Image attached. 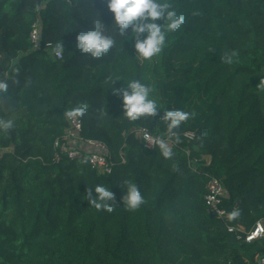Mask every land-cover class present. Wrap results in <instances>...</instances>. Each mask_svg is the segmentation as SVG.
<instances>
[{
  "label": "trees",
  "instance_id": "16d2710c",
  "mask_svg": "<svg viewBox=\"0 0 264 264\" xmlns=\"http://www.w3.org/2000/svg\"><path fill=\"white\" fill-rule=\"evenodd\" d=\"M169 2L185 24L167 34L148 72V60L135 57V38L125 40L114 26L107 56L76 48L93 20L111 27L107 0H0V80L9 85L0 93V118L14 121L0 131V264H261L264 238L238 239L207 212L204 196L218 178L227 191L223 207L240 213L231 225L250 231L264 221V0ZM38 17L43 40L34 50ZM60 40L58 59L49 45ZM233 51V63H223ZM152 72L159 115L129 121L111 82L148 86ZM83 101L82 135L107 145L108 174L86 158L55 159L68 126L63 112ZM173 109L195 115L179 126V143L171 138L174 155L166 159L132 129L166 139L162 117ZM124 180L145 199L134 211L121 201ZM97 185L115 194L111 213L84 200Z\"/></svg>",
  "mask_w": 264,
  "mask_h": 264
},
{
  "label": "clouds",
  "instance_id": "9594fccd",
  "mask_svg": "<svg viewBox=\"0 0 264 264\" xmlns=\"http://www.w3.org/2000/svg\"><path fill=\"white\" fill-rule=\"evenodd\" d=\"M93 4V0H92ZM107 9L113 14L111 27L99 17L92 21L91 30L77 35L76 48L90 58L101 59L109 54L115 47V36L110 32L114 26L115 33L121 37L131 36L135 38V52L139 60H149L160 54L165 45L168 33L175 32L185 24V17L178 13L169 0H107ZM157 21H162L158 24ZM130 29V32L128 31ZM143 37V38H141ZM52 54L61 57L65 51L63 41H58L55 46L49 45ZM237 56L235 51L225 52L221 56L223 63H233V58ZM115 81L111 82L110 87L114 94L122 97L123 115L132 122L137 120H150L159 115L157 101L151 98L152 89L140 80H132L126 83V88L117 89L113 87ZM8 83L0 80V93H6ZM258 87L264 89V78H261ZM89 104L86 101L78 102L70 109L63 112L68 121H76L88 114ZM194 113L173 109L164 111L162 121L166 123L169 139L175 137V142L179 143V135L173 133V129L181 126L188 121ZM14 127L12 119L0 118V131L8 132ZM143 140L148 144L158 146L161 155L170 159L174 153L168 140L162 136H153L145 132ZM124 194L121 198L122 204L128 210H136L145 203V199L136 183L130 180L123 182ZM84 200L96 210L111 213L116 206L115 194L109 187L97 185L95 188L85 189ZM240 215L239 210H233L228 214L229 220H234Z\"/></svg>",
  "mask_w": 264,
  "mask_h": 264
},
{
  "label": "built area",
  "instance_id": "2783aa9c",
  "mask_svg": "<svg viewBox=\"0 0 264 264\" xmlns=\"http://www.w3.org/2000/svg\"><path fill=\"white\" fill-rule=\"evenodd\" d=\"M42 22L38 17L32 25L30 31V42L32 49L37 50L42 48ZM57 57V56H56ZM62 57V56H61ZM61 57H57L60 59ZM68 126L63 134L62 138L55 142V159L57 162L61 161L62 157L69 159L86 158L91 167L97 171L98 174H108L112 169L111 154L106 144L101 141L85 138L82 135V121L78 119L76 121H68ZM136 136L140 141L148 148L154 145L148 144L143 140L145 132H149L146 128H133ZM151 134V133H150ZM184 136L192 140L194 138L193 132H185ZM155 137V136H154ZM170 147H173V140L166 138ZM227 196V191L222 182L215 177L210 178L207 183V192L204 196L207 212L213 217L224 221L227 229L231 233H235L237 238L250 243L258 238H264V225L262 221H258L256 225L250 230L246 229L242 225H231L229 223V212L223 207V200ZM259 262L264 264V258H260Z\"/></svg>",
  "mask_w": 264,
  "mask_h": 264
},
{
  "label": "rangeland",
  "instance_id": "374dc122",
  "mask_svg": "<svg viewBox=\"0 0 264 264\" xmlns=\"http://www.w3.org/2000/svg\"><path fill=\"white\" fill-rule=\"evenodd\" d=\"M158 55L152 57L151 59L148 60V72L151 70V63H155L156 61H158L157 58ZM153 73V72H152ZM149 82H148V87H150L152 89L151 91V97L155 98V96L157 95V90H156V82H155V74L153 73V75L151 73H149ZM162 74H160L159 72L157 73L158 78L161 76Z\"/></svg>",
  "mask_w": 264,
  "mask_h": 264
},
{
  "label": "water",
  "instance_id": "95a60500",
  "mask_svg": "<svg viewBox=\"0 0 264 264\" xmlns=\"http://www.w3.org/2000/svg\"><path fill=\"white\" fill-rule=\"evenodd\" d=\"M172 131H173L174 134H179V133H181V128L176 127ZM263 225H264V221H263Z\"/></svg>",
  "mask_w": 264,
  "mask_h": 264
}]
</instances>
